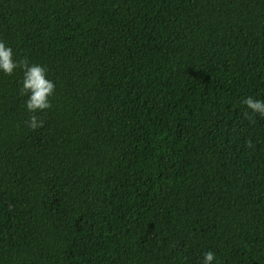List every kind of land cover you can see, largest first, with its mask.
Returning a JSON list of instances; mask_svg holds the SVG:
<instances>
[{
	"label": "trees",
	"instance_id": "1",
	"mask_svg": "<svg viewBox=\"0 0 264 264\" xmlns=\"http://www.w3.org/2000/svg\"><path fill=\"white\" fill-rule=\"evenodd\" d=\"M45 65L0 73V264H264V0H0Z\"/></svg>",
	"mask_w": 264,
	"mask_h": 264
},
{
	"label": "clouds",
	"instance_id": "2",
	"mask_svg": "<svg viewBox=\"0 0 264 264\" xmlns=\"http://www.w3.org/2000/svg\"><path fill=\"white\" fill-rule=\"evenodd\" d=\"M21 69L22 78L19 82L20 95L24 97V107L30 114L26 121L29 129L43 127L44 121L38 113L52 107L51 97L56 88V82L49 77L45 65L29 62L27 58H16L15 50L5 40L0 39V73L12 75ZM252 113L264 118V98L247 95L240 101ZM216 253L207 250L202 253L200 264H214Z\"/></svg>",
	"mask_w": 264,
	"mask_h": 264
}]
</instances>
